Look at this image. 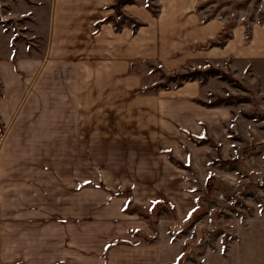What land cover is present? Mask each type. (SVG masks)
Masks as SVG:
<instances>
[{"label": "crops", "instance_id": "crops-1", "mask_svg": "<svg viewBox=\"0 0 264 264\" xmlns=\"http://www.w3.org/2000/svg\"><path fill=\"white\" fill-rule=\"evenodd\" d=\"M119 1L49 0L36 18L44 53L0 71V264H165L159 243L137 238L150 229L124 195L188 210L191 185L170 155L184 161L187 133L226 112L197 103L198 81L146 89L140 68L264 62V28L246 43L238 26L211 46L224 22H204L202 0H158L156 16L137 0L124 5L143 25L136 33L115 30Z\"/></svg>", "mask_w": 264, "mask_h": 264}, {"label": "rangeland", "instance_id": "rangeland-1", "mask_svg": "<svg viewBox=\"0 0 264 264\" xmlns=\"http://www.w3.org/2000/svg\"><path fill=\"white\" fill-rule=\"evenodd\" d=\"M48 2L0 0V71L11 63L16 69L22 54L44 53L36 18L46 17L42 6L47 8ZM143 3L154 11L160 8L158 0H137L136 6L143 7ZM198 6L204 22H224L217 44L224 35L230 40L238 26L245 29L246 43L255 27L264 28V0H202ZM157 68H140L146 89L159 85L174 89L180 81L169 82L168 76L200 71L201 75L189 81L200 82L204 89V97L197 103L226 113L217 126L203 123L200 134L187 133L186 143L180 142L186 153L184 161L170 155L191 185L192 205L182 214L172 205L158 202L138 209L150 236L139 233L137 238L159 243L165 264H264V62L247 65L229 60L165 78ZM210 70L220 75L206 76ZM124 198L126 212L135 211L132 197Z\"/></svg>", "mask_w": 264, "mask_h": 264}, {"label": "trees", "instance_id": "trees-1", "mask_svg": "<svg viewBox=\"0 0 264 264\" xmlns=\"http://www.w3.org/2000/svg\"><path fill=\"white\" fill-rule=\"evenodd\" d=\"M130 3H134V0H120V1L117 3L116 11H117V16L119 17V22L114 24L115 30H116L117 32H120L121 29H122V27H123L124 25H126V24H127V25L129 24L130 26H132V31H133V33H136L137 30H138L139 28L143 27L142 24L136 22V21L133 20V19H130V18L126 17V16L122 13L121 8H122L124 5L130 4ZM147 8L150 10V12H151L154 16L158 15V13H159V8H158L156 11L152 10V8H151L150 5H148ZM198 10H200V7H198ZM109 21H111V19H106V20H103V21L99 22V23L96 25V27H95V31H94V33H97V32L99 31V29H100V25H101V24L108 23ZM207 21H209V20H207ZM207 21H206V22H207ZM228 39H229L228 35H224V36H222L221 41H220L219 44H217V42H214V43L211 44V46L223 47V46L226 45ZM151 66H153L154 68L156 67V66H154V65H151ZM157 71H158L161 75H163V78H165V77L168 76V74H166L161 68H157ZM193 73H194V74H190V73H189L188 75H182V76H180V77H177V76H174V77L168 76L169 78H168L167 80H168L169 82H173V83L176 82L177 80H179V81H180V84H176L175 88H180V87H182V83H183V82L194 81L195 78H196V76L201 75V72H200V71H195V72H193ZM174 74H176V73H174ZM174 74H171V75H174ZM210 74L220 75V73L217 72L216 70H210V71L206 72V76H208V75H210ZM165 75H166V76H165ZM222 78L225 79V78H226V75L222 74ZM170 89H172V88H170L169 85H159V86H156V87L153 88V90H155V91H157V90H170ZM217 101H219V99H218ZM216 103H217V102L213 103V104L211 105V107H212V106H215ZM178 164H179L180 166L182 165L180 162H178ZM138 209H143V208L140 207V206H137L135 211H133V212H127V213H130V214H138V215H139V213H137ZM140 215H141V214H140ZM141 217L144 218V219H146V217H144V216H141Z\"/></svg>", "mask_w": 264, "mask_h": 264}]
</instances>
